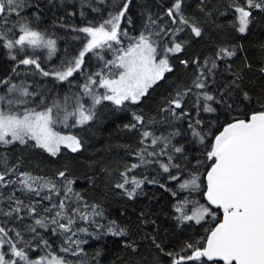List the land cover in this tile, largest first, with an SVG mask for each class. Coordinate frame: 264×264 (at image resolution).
Listing matches in <instances>:
<instances>
[{"label": "snow or ice", "instance_id": "obj_1", "mask_svg": "<svg viewBox=\"0 0 264 264\" xmlns=\"http://www.w3.org/2000/svg\"><path fill=\"white\" fill-rule=\"evenodd\" d=\"M129 2L122 3L120 10L109 13L102 23L75 29L85 34V43L78 56L60 69L45 70L36 56L25 55L18 60V65L33 66L42 76H53L57 81L64 82L81 71L88 53L99 56L98 50H114L117 53L115 58L105 62V67L109 69L108 75L102 71L90 75L82 85L81 93L66 95L62 99L53 98L47 104L42 98L39 103L45 106L43 110H37L39 104L37 107H27L32 103L29 98L34 99L36 93L12 83L10 79L0 80V87L7 86L6 91L0 94V148L32 142V147L42 149L51 156H56L62 146L74 153L78 152L82 147L81 140L76 135H62L56 130L57 125H87L95 118L97 106L104 101L111 102L117 108L137 105L150 88L164 80L167 73L174 72L171 56L181 53L186 44L179 34L187 27L195 37H200V26L184 15L183 0H173L165 15L170 25L176 27L160 26L156 20L148 18L150 25H157L155 34H167V39L162 43L154 39L151 28L146 24V31H142L138 38L130 37L133 42L126 48L114 49V45H121V37L128 35L121 30L120 24ZM28 7V0H0V47L7 49L10 59L14 61L18 54L29 49L33 52L46 49L47 56L51 58L57 51V41L31 27L25 13ZM229 7L236 14L233 27L238 33L246 34L254 18L253 12H264V0H244L243 5L239 0H232ZM235 55L234 48L220 47L214 57H206L203 61L194 60L195 73L191 83L182 89L177 88L175 94L166 101V106L160 109L168 113L164 119L170 125L190 117L191 113L185 110V97L192 93L196 97L194 106L197 116L201 111L224 115L222 124L219 123V116L216 117L215 131L212 130L211 122L205 125L199 118L194 123L189 119L191 136L203 146L205 155V160H197V165L204 167L205 171L201 173L197 167L187 178L181 179L186 168L182 169L180 164L173 163V153L183 154L185 150L182 146L172 145L169 151L171 140L180 135L179 130L174 129L166 136L143 130L140 143L144 147L136 153L139 163L126 167L120 173L121 181L115 185L132 199L147 177L137 178L129 173L142 165L158 163L164 173H170L172 168L179 170L168 178L178 182L180 191L203 190L207 205L183 198L177 201L173 210L176 213L174 219L180 224L194 222L199 225L210 219L211 226L205 229L207 235L187 241L179 250L173 251L162 248L152 237L155 248L168 258L166 262L158 261V264H264V91L254 97L243 89L238 83L243 80V76L232 73L230 63L225 64V71L235 75V79L223 83L217 81L218 75H223L218 72L220 66L217 61H230ZM100 58L103 59L102 56ZM180 63L185 68L189 67L186 59L180 60ZM246 67L251 68V64H246ZM113 68L118 71L113 73ZM260 71L264 73V67ZM212 85H215V92L212 91ZM101 88L104 89L103 93L98 91ZM88 100L90 103H86ZM169 117L172 119L169 120ZM144 125L145 117L133 111L132 122L125 124L124 128L138 131ZM146 141H150V145ZM157 145H160L158 151L155 150ZM149 146L153 151H148ZM159 156H166L167 162L147 159ZM0 162L3 164L0 190L11 189L0 191V205H6L0 207V264H74L65 256L53 255L51 245L43 239L39 230H51L53 235L63 233L65 245L74 247H61L60 252L79 256L83 251L80 248L81 241L73 240L72 237L77 235V231L87 232V229L74 230L73 225L77 218L95 223L91 218L103 215L99 206L88 204L73 190L75 181L69 178L66 171H59L54 179L19 171V163L9 165L7 156L0 157ZM57 179L62 184H57ZM147 182L157 183L155 179ZM160 186L165 187L163 184ZM16 191L35 194L41 200L49 201L44 207L49 215H39L35 204L25 205L15 195ZM42 192L46 194L41 196ZM53 195L59 197L58 201H53ZM172 195L175 197L179 193L172 191ZM216 210H220L219 213ZM152 223L155 224V221ZM107 231L113 236L128 234L127 228L116 221L109 222ZM37 238L45 246V254L32 258L29 253L39 247V244L34 246L32 243ZM127 247L137 250L134 242L127 244Z\"/></svg>", "mask_w": 264, "mask_h": 264}, {"label": "trees", "instance_id": "obj_2", "mask_svg": "<svg viewBox=\"0 0 264 264\" xmlns=\"http://www.w3.org/2000/svg\"><path fill=\"white\" fill-rule=\"evenodd\" d=\"M128 0H28L29 7L25 10L31 22V27L44 32L48 37L56 39L57 51L51 58L47 56V50H26L17 55V60L10 59L8 50L0 47V80H11L21 87H27L29 91L36 93L32 103L27 107H39L43 110L45 104L53 98L62 99L66 95H74L82 92V85L90 75L102 71L108 75L109 69L105 67L106 61H111L117 53L114 50L104 48L99 51V56L88 53L81 71L74 73L68 81L59 82L53 76L44 77L33 66L18 65V60L23 56L39 57L41 66L48 71L60 69L66 62L73 60L82 50L84 33L75 29L89 25H98L107 19L109 13L116 12L122 3ZM232 0H183L182 11L191 21L201 28V36L195 37L190 28L185 27L179 34L186 41L184 50L171 56L170 63L174 66V72L167 73L164 80L159 81L149 89L148 94L137 105H127L117 108L111 102L104 101L96 108L95 118L83 127H64L57 125L56 130L60 133L76 135L82 147L78 152L62 147L56 156H51L42 149L26 145L14 144L7 148H0V157L7 156L8 164L19 163V171L30 172L33 175L56 178L59 171H66L69 178L74 179L72 188L78 192L88 204L99 206L102 216L92 217L95 223H88L76 219L74 230L87 229V232L77 231L73 240H79L83 250L79 256H72L60 252L61 247H74L64 243V234L53 235L51 230L40 229V235L51 245L53 255L65 256L74 264H158V261H167L162 253L152 243V237L168 250H179L187 241H195L207 235L205 229L211 226L208 219L202 224L194 222L178 223L174 216L173 206L177 201L188 198L191 201H199L207 205L203 190L180 191L178 182L168 177L176 174L179 170L172 168L170 173H164L158 163L142 165L129 173L137 178L147 177V180L155 179L157 183H148L147 180L137 194L129 199L124 190L115 187L121 181L120 173L132 163H139L136 153L144 147L141 145V132L149 130L157 136L168 135L172 130H179L180 135L171 140V146H182L183 154L173 153V163L180 164L186 170L181 179L188 177L189 173L199 167L201 173L204 167L197 165V160H205L203 146L191 136L188 128L189 119L194 123L197 118L204 121L205 125L211 122L212 130H216V117L219 123L224 122L221 113L209 114L200 112L194 106L196 97L190 93L185 97V110L191 113L181 121H174L171 125L165 117L168 113L160 109L166 106V101L175 94L177 88H184L191 83L195 73L193 61H203L206 57H214L220 47H231L236 50V55L230 61H217L218 72L222 76L217 77L218 82H226L235 79V75H229L225 71V64L232 65V73L243 76L238 81L241 87L255 96H260L264 91V73L260 71L264 65V12H253V19L246 34L238 33L233 24L236 14L229 7ZM243 5L244 0H239ZM173 0H130L125 17L121 20V30L127 32V37H121V45L113 48H126L133 42L129 38H138L142 31H146L148 24L153 32V38L161 43L167 39V34L157 36L156 27L169 26L166 10ZM149 17L157 21V25H150ZM11 19H15L12 17ZM130 21V23H129ZM103 57L101 59L100 57ZM189 61V67L185 68L180 60ZM251 64V68L246 67ZM15 69V71H13ZM115 69H111L113 73ZM98 80L99 77H96ZM70 81V82H69ZM7 86L0 87V94L6 91ZM96 87V86H93ZM100 93L104 89H98ZM215 92V85H212ZM43 98L45 104L39 101ZM90 103V100L86 101ZM258 106V105H257ZM23 111V108H21ZM142 114L145 117V125L140 129L129 131L124 128L125 124L132 122V112ZM172 118L169 117V120ZM154 121V122H153ZM71 123V121L69 122ZM150 145V141H146ZM160 145L155 150H159ZM148 151H153L149 146ZM155 161L159 159L167 162L166 156L147 157ZM3 164L0 162V171ZM203 180V175L201 176ZM57 184H62L58 179ZM163 184L165 187H161ZM18 187V186H17ZM129 187H131L129 185ZM165 188L171 191H166ZM0 191H11L3 189ZM172 191L179 193L172 195ZM46 192H42L41 196ZM15 195L24 201L25 205L35 204L37 213L47 216L44 207L49 204L47 200H41L35 194L16 191ZM53 201L59 197L53 195ZM6 205H0L5 207ZM191 207V205H189ZM218 213L220 210H216ZM110 221L127 228L126 236H113L108 233L107 226ZM155 221V224L152 223ZM31 222V221H26ZM97 225L103 226L98 227ZM54 227V226H53ZM135 243L137 250L127 247L129 243ZM33 245L39 244L35 251H30L32 258L45 254V246L40 244L39 238L32 241Z\"/></svg>", "mask_w": 264, "mask_h": 264}, {"label": "rangeland", "instance_id": "obj_3", "mask_svg": "<svg viewBox=\"0 0 264 264\" xmlns=\"http://www.w3.org/2000/svg\"><path fill=\"white\" fill-rule=\"evenodd\" d=\"M114 71H117V69H115ZM157 83H158V82H157ZM157 83H156V84H157ZM61 134H62V133H61ZM62 135H69V134H62ZM62 147H63V146H62ZM62 147H61V148H62Z\"/></svg>", "mask_w": 264, "mask_h": 264}]
</instances>
